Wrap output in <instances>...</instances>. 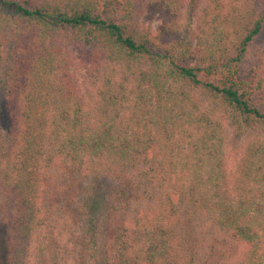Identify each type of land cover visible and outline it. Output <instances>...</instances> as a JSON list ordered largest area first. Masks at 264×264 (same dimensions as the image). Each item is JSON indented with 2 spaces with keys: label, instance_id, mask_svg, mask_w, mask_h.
<instances>
[{
  "label": "trees",
  "instance_id": "obj_1",
  "mask_svg": "<svg viewBox=\"0 0 264 264\" xmlns=\"http://www.w3.org/2000/svg\"><path fill=\"white\" fill-rule=\"evenodd\" d=\"M134 12L0 0V264H264V142L230 176L223 136L264 132V0H149L146 30ZM63 44L135 97L85 101Z\"/></svg>",
  "mask_w": 264,
  "mask_h": 264
},
{
  "label": "rangeland",
  "instance_id": "obj_2",
  "mask_svg": "<svg viewBox=\"0 0 264 264\" xmlns=\"http://www.w3.org/2000/svg\"><path fill=\"white\" fill-rule=\"evenodd\" d=\"M149 0H135L134 21L139 29L146 30L149 27L150 19L147 13V5ZM157 22L152 24V30L156 27ZM72 54L73 74L77 82L78 90L82 98L88 103H102V98L108 92L116 94L118 91L127 90L136 93V83L131 77L127 82L124 81V67L112 64L109 59L100 55L97 56L95 49L85 47L83 45L71 46L63 44ZM143 68V65L141 66ZM128 74V71L125 72ZM120 85L123 86L122 90ZM209 109V115H216L221 119V115H225L219 105L206 100L203 102ZM1 125V124H0ZM224 144V163L227 174L233 176L236 171L237 163L243 156L245 149L250 144L257 141L264 142V132L251 131L243 134L237 132L227 122H223ZM217 257H223L230 263L242 258V249L239 244H230L221 246L217 250Z\"/></svg>",
  "mask_w": 264,
  "mask_h": 264
}]
</instances>
